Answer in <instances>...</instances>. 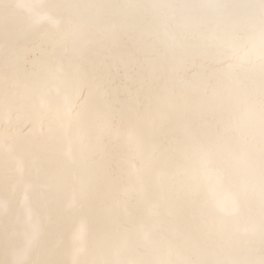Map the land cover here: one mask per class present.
<instances>
[{
	"label": "snow or ice",
	"instance_id": "1",
	"mask_svg": "<svg viewBox=\"0 0 264 264\" xmlns=\"http://www.w3.org/2000/svg\"><path fill=\"white\" fill-rule=\"evenodd\" d=\"M0 264H264V0H0Z\"/></svg>",
	"mask_w": 264,
	"mask_h": 264
},
{
	"label": "water",
	"instance_id": "2",
	"mask_svg": "<svg viewBox=\"0 0 264 264\" xmlns=\"http://www.w3.org/2000/svg\"><path fill=\"white\" fill-rule=\"evenodd\" d=\"M24 195H25V193H24L23 191H21V193H20V199H21V200L24 199Z\"/></svg>",
	"mask_w": 264,
	"mask_h": 264
}]
</instances>
